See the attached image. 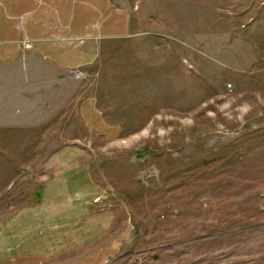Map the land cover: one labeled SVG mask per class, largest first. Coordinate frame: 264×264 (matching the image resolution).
Listing matches in <instances>:
<instances>
[{"label": "rangeland", "instance_id": "1", "mask_svg": "<svg viewBox=\"0 0 264 264\" xmlns=\"http://www.w3.org/2000/svg\"><path fill=\"white\" fill-rule=\"evenodd\" d=\"M113 4L80 78L0 67V264H264V0Z\"/></svg>", "mask_w": 264, "mask_h": 264}, {"label": "crops", "instance_id": "2", "mask_svg": "<svg viewBox=\"0 0 264 264\" xmlns=\"http://www.w3.org/2000/svg\"><path fill=\"white\" fill-rule=\"evenodd\" d=\"M129 22L113 0H0V67L30 71L34 59L49 79L72 80L104 40L129 34Z\"/></svg>", "mask_w": 264, "mask_h": 264}, {"label": "built area", "instance_id": "3", "mask_svg": "<svg viewBox=\"0 0 264 264\" xmlns=\"http://www.w3.org/2000/svg\"><path fill=\"white\" fill-rule=\"evenodd\" d=\"M74 76L76 77V78H80L81 76H82V73L80 72V71H74ZM228 87H230V86H228Z\"/></svg>", "mask_w": 264, "mask_h": 264}]
</instances>
